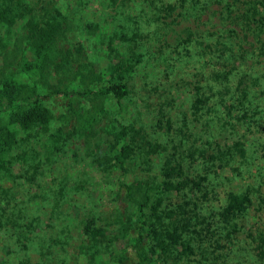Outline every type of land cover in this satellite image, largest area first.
I'll list each match as a JSON object with an SVG mask.
<instances>
[{
	"label": "rangeland",
	"instance_id": "374dc122",
	"mask_svg": "<svg viewBox=\"0 0 264 264\" xmlns=\"http://www.w3.org/2000/svg\"><path fill=\"white\" fill-rule=\"evenodd\" d=\"M254 1L0 0L4 10L5 3L13 9L10 24L0 23V80L12 73L36 85V93H48L36 83L40 76L26 69L34 51L26 49L24 32L28 22L45 28L52 17L65 26L59 44L71 50L79 69L64 82L69 90L98 89L114 80L118 55L138 58L120 102L45 96L40 101L48 123L11 130L16 143L7 170H0V264H118L125 244L114 219L128 209L117 181L144 190L158 185L172 156L191 182L178 193L161 194L159 211L163 229L177 228L180 238L162 251L150 234L149 264H264L252 242L256 232L264 233V206L257 210L264 200V42L245 13ZM88 70L99 79L83 84L79 78ZM47 79L48 87L60 83L54 73ZM239 85L249 100L243 127L240 114L229 118L224 111ZM199 97L205 104L196 113ZM91 105L97 106L81 119L82 128L66 120L70 107L84 115ZM6 119L7 113L0 127ZM122 129L131 152L125 172L113 175L101 163L120 147ZM234 141L246 143V163L235 158L217 174L204 161L188 159L205 143L226 151ZM192 181L201 183V191ZM245 190L257 212L243 223L244 232L231 237L218 213L229 191ZM92 220L104 227L102 238L84 234Z\"/></svg>",
	"mask_w": 264,
	"mask_h": 264
},
{
	"label": "trees",
	"instance_id": "16d2710c",
	"mask_svg": "<svg viewBox=\"0 0 264 264\" xmlns=\"http://www.w3.org/2000/svg\"><path fill=\"white\" fill-rule=\"evenodd\" d=\"M190 1L195 4L199 3V0ZM232 1L235 4L239 0ZM1 6L0 23L10 24L8 22V18L11 16L9 10L13 9L6 3L5 10ZM245 13L248 14L247 18L253 23L257 35H263L262 42H264V0L254 1L249 5ZM37 24V22L33 21L25 25L24 33L26 35L27 32L26 39L29 40L26 43V49L34 51L33 61L26 65V69L27 71L31 70L34 75L38 74L40 78L36 83L42 82L49 91L46 95H40L36 93V85L32 87L25 85L12 73L3 76L0 80V120L2 115L7 113V119L4 125L0 127V170H7L5 166L7 164L6 157L16 143L15 134L11 130L15 128L28 130L48 123L50 113L41 104V98L54 96L70 99L72 96L82 94L86 97L91 95V98L94 97L93 99L98 101L108 98L120 102L129 93L126 78L133 71L138 60L133 54L132 56L118 55L117 62L111 68L112 76H114L113 81L95 90H69L64 85V82L75 79L79 75V69L71 50H64L59 44L60 37L65 31V26L56 17H52L46 23L45 28ZM262 45L261 48L264 50V43ZM78 55H81V52ZM51 73H54L55 78L60 80L59 85L56 87H48L47 85V76L50 77ZM98 79V75H95L90 70L83 73L79 78L83 84L94 82V80ZM241 86L239 85L235 100L230 103L225 102L224 111L229 118H235L240 114L238 119L240 118L239 120L242 122L241 125L243 127L249 121V100L246 91H243L244 87ZM202 104H205V100L199 97L194 105L196 113L201 110ZM96 106L93 105L92 107L91 105L85 111L87 114L84 115L70 107V113L65 118L73 124L72 126L82 128L79 122L81 119L85 120L86 116L91 115ZM88 130L86 129V131ZM126 137V131L122 129L120 132L122 142L120 147L114 154L102 160L101 166L103 170L110 174H123L126 170V161L131 152ZM226 149L225 151L223 147H217L214 150L210 144L205 143L200 148L190 151L188 159L195 157L204 161L207 165L214 167L217 174L225 169L228 163L235 158H238L242 163L248 161L246 143L244 141H234L232 146ZM184 174V168L179 161V157L172 156L162 167L160 183L155 186L150 185L149 189H146L148 192L140 186L135 187L118 179L117 187L119 192L123 194V199L127 203L128 209L127 214L118 215L114 219L116 225L120 226L117 232L125 244V248L117 260L118 264H149L150 259L146 253V246L150 234H153V237L157 239V244L162 251L168 250L173 244H178L180 238L178 229L174 228L169 231L162 227L163 217H161L162 211L161 209L159 211V208L163 199L160 195L178 193L188 186L191 181H188ZM200 180L205 181L206 178L203 177ZM192 184L194 188L201 191V183L199 181H192ZM153 194L156 196L155 199H153ZM205 195L206 193L203 197ZM254 204L256 205L257 202L254 201L253 195L249 190L241 192L229 191L226 194V203L218 213V222L227 230L229 236L233 237L234 234L242 233L246 230H243V223L249 222L250 216H255L253 214L257 210L263 209L264 200L261 199L259 201V209L257 210H255ZM83 232L89 238H102L105 234V229L101 225H96V222L92 220L84 226ZM250 234L252 236L253 233H248V235ZM253 236L252 242L255 243L256 257L264 260V233L256 232Z\"/></svg>",
	"mask_w": 264,
	"mask_h": 264
}]
</instances>
